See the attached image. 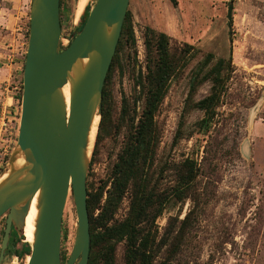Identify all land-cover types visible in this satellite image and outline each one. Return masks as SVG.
I'll use <instances>...</instances> for the list:
<instances>
[{
    "label": "rangeland",
    "instance_id": "rangeland-1",
    "mask_svg": "<svg viewBox=\"0 0 264 264\" xmlns=\"http://www.w3.org/2000/svg\"><path fill=\"white\" fill-rule=\"evenodd\" d=\"M175 1V6L169 0L129 2L133 41L125 39L120 46L106 84L111 118L90 148L86 182L97 187L109 178L129 133L127 124L119 120L122 103L130 116L139 115L143 107L141 86L136 82L145 72L146 30L164 33L171 55L181 60L155 116L159 145L149 170L150 181L157 191L169 194L176 171L186 159L196 163L197 176L184 203L170 198L153 223L160 237L170 220L174 226L189 214L185 237L174 255L170 256L171 248L165 245L155 264H264V0ZM77 2L61 0L64 40L77 33L95 0H87L83 13L75 19ZM24 29L25 56L28 28ZM207 54L213 55L207 69L218 59H229L231 72L213 121L201 127L203 113L185 111V107L190 79ZM2 79L1 89L13 92L16 88L17 93L11 115H0V176L17 140L22 74L8 82ZM210 88L209 81L197 87L193 103L206 97ZM180 125L182 137L174 144ZM4 148L6 156L1 155ZM127 204L125 199L117 219L124 217ZM4 219H0V243ZM76 226L69 196L62 216L61 258L67 259L71 252ZM124 251L121 242L116 246L115 264L124 263ZM29 255L30 247L11 235L1 264H27Z\"/></svg>",
    "mask_w": 264,
    "mask_h": 264
},
{
    "label": "water",
    "instance_id": "water-1",
    "mask_svg": "<svg viewBox=\"0 0 264 264\" xmlns=\"http://www.w3.org/2000/svg\"><path fill=\"white\" fill-rule=\"evenodd\" d=\"M129 2L95 0L82 29L66 41L60 0H30L17 140L0 176V219L5 217L0 264L12 232L22 240L34 198L37 216L27 264H62L61 224L69 196L77 226L64 264H88L90 133L96 117L100 120L103 85Z\"/></svg>",
    "mask_w": 264,
    "mask_h": 264
},
{
    "label": "trees",
    "instance_id": "trees-1",
    "mask_svg": "<svg viewBox=\"0 0 264 264\" xmlns=\"http://www.w3.org/2000/svg\"><path fill=\"white\" fill-rule=\"evenodd\" d=\"M169 1L172 5H176L175 0ZM229 11H231L230 4H228L229 21L227 23L230 35L231 16ZM86 18L81 22L77 33L82 29ZM27 28H29V24H27ZM27 37L28 30L25 35V38ZM125 39L133 41L128 10L103 85L97 142L101 132L105 130V122L111 118L106 84L116 62L118 50ZM145 47V72L143 76L140 75V81L136 82L141 86L144 99L141 113L128 115L125 113V102L122 103L119 120L127 124L129 128L126 141L117 155L109 178L97 187L86 182V206L90 233L88 264H115L116 246L121 242L125 245L123 264H155L159 249L165 245L171 248L170 256L174 255L175 250L178 249L185 237L189 222V214H186L181 221L177 220V225L174 226L171 225L170 220L160 237H158L157 231L152 228L170 198H174L178 203H184L188 198V192L197 176V167L194 161L186 159L176 171L177 179L169 194L157 191V188L151 184L149 170L154 164L159 145L155 116L181 58L178 60L171 55L167 35L156 33L151 29L146 30ZM185 47L190 48L189 45H185ZM212 60L213 55L207 54L201 65L193 72L189 85L188 104L185 107V111L199 110L203 113V118L199 123L201 127L208 126L213 121L217 104L224 93L225 84L231 72L229 59H218L207 69ZM208 81L211 83L210 93L193 103L192 95L197 87ZM19 89L21 96L22 79ZM181 137L180 125L173 143L175 144ZM93 152L95 154V150ZM125 199L128 200V208L124 217L119 220L116 215ZM12 235L16 236L14 231ZM21 239L23 240V236ZM61 259L62 264L67 260L64 257Z\"/></svg>",
    "mask_w": 264,
    "mask_h": 264
},
{
    "label": "crops",
    "instance_id": "crops-1",
    "mask_svg": "<svg viewBox=\"0 0 264 264\" xmlns=\"http://www.w3.org/2000/svg\"><path fill=\"white\" fill-rule=\"evenodd\" d=\"M29 0H1L0 3V75L5 81L21 78L24 65L23 31L27 27ZM22 50V51H21ZM23 55V56H22ZM21 80V79H20ZM6 90V91H5ZM13 92L0 88V115H11L15 104ZM12 93V94H11Z\"/></svg>",
    "mask_w": 264,
    "mask_h": 264
},
{
    "label": "bare ground",
    "instance_id": "bare-ground-1",
    "mask_svg": "<svg viewBox=\"0 0 264 264\" xmlns=\"http://www.w3.org/2000/svg\"><path fill=\"white\" fill-rule=\"evenodd\" d=\"M86 1L87 0H78L76 7H75V10H74L75 19L79 18L81 16V14L83 13ZM63 94H64V97L66 99V103H68L69 92H68L67 86L63 89ZM98 123H99V118L96 117V119L94 120V123H93L92 131L90 133V148L92 147L94 139H95V134H96V129H97ZM21 162H22V160H21ZM36 205H37V199L34 198V200L32 201L31 207L29 209V212L25 218V223H24V228H23L22 234H23V242H25L26 244H31L33 241L34 224H35V219L37 216ZM26 259H27L26 260V262H27L29 259V256H27Z\"/></svg>",
    "mask_w": 264,
    "mask_h": 264
},
{
    "label": "built area",
    "instance_id": "built-area-1",
    "mask_svg": "<svg viewBox=\"0 0 264 264\" xmlns=\"http://www.w3.org/2000/svg\"><path fill=\"white\" fill-rule=\"evenodd\" d=\"M72 37V35H69L67 38H65V40L66 41H68L70 38ZM6 152H7V149L6 148H4L3 150H2V156H6L7 154H6ZM2 162H1V159H0V164H1Z\"/></svg>",
    "mask_w": 264,
    "mask_h": 264
}]
</instances>
